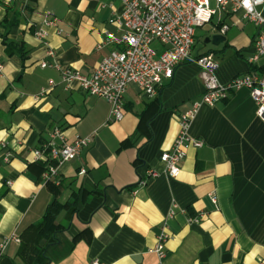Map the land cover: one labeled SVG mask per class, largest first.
<instances>
[{"label": "crops", "instance_id": "0c3cea01", "mask_svg": "<svg viewBox=\"0 0 264 264\" xmlns=\"http://www.w3.org/2000/svg\"><path fill=\"white\" fill-rule=\"evenodd\" d=\"M122 10L120 0H0V242L20 237L0 264H264V120L247 88L199 106L189 131L202 145L189 144L171 176L160 155L172 147L181 113L206 91L196 62L180 63L153 97L129 85L123 119L109 122L104 97L63 80L60 68L91 75L120 46L106 42V31L122 36L112 22ZM211 22L206 38L225 40L198 45L196 34L192 53H214L221 82L264 73V58L252 60L254 23L230 10ZM54 127L91 143L47 179L49 161L33 151Z\"/></svg>", "mask_w": 264, "mask_h": 264}, {"label": "built area", "instance_id": "2783aa9c", "mask_svg": "<svg viewBox=\"0 0 264 264\" xmlns=\"http://www.w3.org/2000/svg\"><path fill=\"white\" fill-rule=\"evenodd\" d=\"M122 13L112 22L123 28L120 38L115 32L106 31V42L116 43L98 64L91 75H85L70 67L60 68L62 78L68 84L77 81L82 89L90 94L104 97L110 105L108 122L122 120L125 114L124 95L132 83L136 84L147 96L153 97L165 78H172L176 67L183 62H196L202 69L205 93L193 107L180 115L179 133L172 147L161 153L160 160L165 164V171L176 176L187 154L189 144L201 146L202 141L190 134L191 122L199 106L203 103L215 104L227 98L231 91L247 88L257 105V116L264 120V73L249 72L233 76L227 82H221L217 76L219 59L212 52L193 54L197 27L211 22L220 10L243 13V16L258 27L255 38L256 54L252 60L264 58V11L260 6L264 0H120ZM211 1L215 2L212 6ZM52 22V21H50ZM227 29L223 25L222 33ZM37 38L47 44V32L39 30ZM50 54H54L52 50ZM42 66H47L42 61ZM3 66L0 63V71ZM44 92V90H43ZM91 143L90 136H77L69 139L59 127L51 130L49 139L33 151L34 159H46L49 164L43 176L47 179L57 173L59 164L76 158L84 147ZM9 160V153H5ZM86 172L85 168L79 174ZM151 177L159 171L148 170ZM143 183L145 181H142ZM11 183V181H9ZM199 216L189 217L197 221ZM167 233L161 234L157 251L164 256V241ZM12 241H20L17 234L4 237L0 242V257L6 246ZM91 264H103L94 259Z\"/></svg>", "mask_w": 264, "mask_h": 264}, {"label": "rangeland", "instance_id": "374dc122", "mask_svg": "<svg viewBox=\"0 0 264 264\" xmlns=\"http://www.w3.org/2000/svg\"><path fill=\"white\" fill-rule=\"evenodd\" d=\"M212 6H215V2L211 1ZM212 22H208L203 26L197 27V44L204 43L208 33L212 34L211 31Z\"/></svg>", "mask_w": 264, "mask_h": 264}, {"label": "water", "instance_id": "95a60500", "mask_svg": "<svg viewBox=\"0 0 264 264\" xmlns=\"http://www.w3.org/2000/svg\"><path fill=\"white\" fill-rule=\"evenodd\" d=\"M225 36L221 33H216L214 35H212V37H208L206 38V41H212V43L214 44H219L220 42H222L223 40H225Z\"/></svg>", "mask_w": 264, "mask_h": 264}, {"label": "trees", "instance_id": "16d2710c", "mask_svg": "<svg viewBox=\"0 0 264 264\" xmlns=\"http://www.w3.org/2000/svg\"><path fill=\"white\" fill-rule=\"evenodd\" d=\"M45 168H46V166H45ZM41 227H42V222L33 225V228L36 230V232H39Z\"/></svg>", "mask_w": 264, "mask_h": 264}]
</instances>
